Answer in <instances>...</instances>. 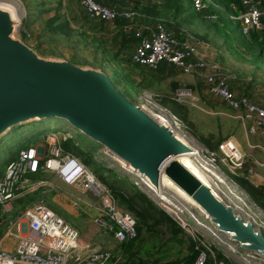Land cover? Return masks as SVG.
<instances>
[{"label": "built area", "instance_id": "built-area-1", "mask_svg": "<svg viewBox=\"0 0 264 264\" xmlns=\"http://www.w3.org/2000/svg\"><path fill=\"white\" fill-rule=\"evenodd\" d=\"M79 2L87 16L93 20L114 22L118 18H125L130 21L125 25V31L134 32L139 40L132 52L134 63L156 69L161 63L167 62L182 68L185 73L203 79L207 84L209 96L222 99L233 117L246 127L249 134L261 136V143L253 146L264 151V105L249 95L237 93L232 86L236 75L226 72L219 62L199 55L200 42L192 33L184 31L182 37H179L164 22L155 25L141 23L136 19L142 15L135 9L119 11L99 0ZM191 3L196 11L204 12L208 19L217 18V14L211 12L212 7H219L214 0H191ZM242 5L244 8L242 11L229 14L230 19L239 25L241 33L248 36L252 30L264 31V0H242ZM27 36L30 38L31 32ZM192 94L191 88H182L178 91L177 98L182 100ZM134 104L160 124H166L173 132L182 131V126H185L183 120L149 90L142 91L138 96V102ZM52 138L54 143L49 146L21 148L18 157L11 160L0 179V207L10 204L22 192L40 185L52 184L45 178L35 181L30 178L31 174L50 171L62 183L78 185L86 196L91 195L90 205L100 214L95 218V222L104 228L105 233L112 235L115 241L122 244L136 239L138 230L134 214L118 205L111 190L80 157L65 151L63 142L67 140V136L59 138L52 134ZM208 154L210 168L205 167L207 173L213 172L222 180V185H235L237 190L245 195V201L237 203L219 192L217 198L264 235V209L238 182L219 169V160L230 169L242 168L245 154L237 140L228 137L219 143L217 149H209ZM115 155L110 149L101 146L95 153L94 160L102 166L128 176V179L139 188L143 189L144 186L148 189L145 181L137 175L138 170H133L129 164L121 163L117 158L119 156ZM258 163L264 166V162ZM227 179L230 183H227ZM209 188L214 193V188ZM180 215L185 221L177 214L174 219L184 230L188 232V227L195 225L203 232L198 231V235L194 230L193 239L196 242V249L199 250L195 264H205L208 258L215 264H225L218 258L217 248L228 254L235 264H264L263 253L245 249L244 244L235 240L232 233L220 231L208 213L188 210L187 213L181 211ZM15 225L18 236L16 250L11 252L0 248V264H110L118 258L104 243L82 242L79 230L48 207L44 200L26 208ZM29 230L35 232L37 237H30L27 233Z\"/></svg>", "mask_w": 264, "mask_h": 264}, {"label": "rangeland", "instance_id": "rangeland-1", "mask_svg": "<svg viewBox=\"0 0 264 264\" xmlns=\"http://www.w3.org/2000/svg\"><path fill=\"white\" fill-rule=\"evenodd\" d=\"M0 2L16 3L19 10L24 11L20 23L21 29L18 31L17 36L34 48L42 57L66 59L71 62L74 61L73 63L75 64L78 63L79 65L102 68V62L100 61L101 54L95 49L93 36H98L102 32H109L110 28L103 26L97 19L93 20L89 18L84 12L79 0H0ZM206 16L204 15V19H206L207 22L205 21L202 23L205 29H203V33L208 31L209 34L204 36L209 38V44L216 48L214 43H221L222 39L216 35V30H214L212 26L214 22L209 21ZM233 25L236 28L237 22H233ZM194 29L189 30L194 35H197L195 32H197L199 28L196 27ZM29 32L32 34L30 38L27 36ZM39 46H41V48ZM237 62V59L229 54V63L227 67H229V69L232 68L237 73L240 71L239 74L250 78V82L256 79L253 83V91L255 97H259L264 103V66L262 69H257L251 66L250 62H244L241 68L234 69L235 65H238ZM103 67L105 68H102L104 70L107 68V74L122 94L132 103L138 102V96L142 91L149 90L154 93L166 107L171 109L183 120L185 126H182V131L178 132L183 133L184 136H187V138L195 142L199 147V154L195 156L196 166L190 164L188 167L195 175L201 176L203 171L208 172L205 167L210 168L209 149L204 143L205 139H208L216 148L224 139L234 137L239 141L243 152L246 154L244 164L242 168L233 170L227 165L222 164L219 160V169L229 178L235 179L234 176L240 175L245 178L247 177L246 179H248L251 185H264V166L258 163V161L264 162V151L249 146V142L251 144H259L261 143V139L259 137L247 135L240 122L233 117L232 113L225 105H221L220 102L214 99H205L204 97H211L206 93L200 91L198 94V90L201 88L200 86L203 85L200 84L196 87L194 82H189L185 77L180 76L175 78H158L154 81V84L152 83L146 88L138 87V89H134L129 82L120 78L119 73L116 71V68L113 67L112 63H105ZM190 87L193 89V94L179 100L177 98L178 91L182 88ZM68 130L75 131L77 136L83 139L82 141H84V143L90 141V145L86 146L87 149H82L80 146H76L78 150L74 149L77 153H80L79 156L83 159L86 157L90 159L87 155L94 156L97 149L102 146L98 142L73 129L61 119L52 118L42 121H32L14 127L3 139H1L0 179L4 176L8 164L11 160L15 159L21 148L37 146L41 142L49 146L50 144L48 142L53 132L62 133ZM80 151L85 155L83 156ZM84 151H88L87 155ZM176 160H181V163H184V160L180 157ZM89 162L90 164L88 165L90 169L110 187L115 179L114 172L101 167V164H98L94 160L92 161V159H90ZM250 169L253 170L252 173L249 172ZM125 177L128 179V176ZM134 179L136 180L135 177ZM127 182L129 183L128 187L140 189L155 205L173 218L175 214H177L180 219L185 221L180 215L181 210L187 213L190 209L191 211L200 213L199 208L190 205L184 198H181V201L185 204L182 206L184 208L178 207V211H176L160 201L149 188L147 189L143 186L142 189L130 180ZM205 182L207 186L214 188L216 196H219V193L223 194L234 203L242 202L241 196L245 199V195H243L242 191H237L235 185H222V180L217 178L213 172H209L208 179ZM227 183H230L229 179H227ZM163 188L161 189H163L167 195L171 196L173 202H177V205L183 204L177 200L179 191L168 186H164ZM69 208L71 212L65 211L62 207H55V210L69 223L79 229L82 239H90L94 236V240L105 241V246L111 249L116 255V258L118 257L114 263L110 264H167L171 262H180L191 252L192 239L195 238L194 230L198 235V231L203 233L200 228L191 225V227H188L189 233L186 232V230L175 235L166 216H162L161 213L159 214L157 211H152L150 214L144 215L146 219H141L135 211L131 210L129 207L123 206V208L131 211L135 215L139 227H141L138 238L132 242L127 250H124L123 243L121 244L115 241L112 235L104 232L103 227H101V230L104 234L100 232V234L96 233L98 230L100 231V228H98L99 226H97L93 220L92 215L84 212L73 203L69 205ZM145 210L147 209L145 208ZM10 227H12L11 223L5 221L4 224H0V231H6ZM13 229L15 230L14 226ZM216 250L218 251L219 248ZM224 255L229 258L228 254L224 253Z\"/></svg>", "mask_w": 264, "mask_h": 264}, {"label": "water", "instance_id": "water-1", "mask_svg": "<svg viewBox=\"0 0 264 264\" xmlns=\"http://www.w3.org/2000/svg\"><path fill=\"white\" fill-rule=\"evenodd\" d=\"M0 9V141L14 127L58 118L114 152L159 186L162 171L208 213L218 229L245 249L264 254V235L238 217L181 162L191 149L166 125L129 101L102 68L44 58L17 36ZM115 155V156H116ZM114 156V155H112Z\"/></svg>", "mask_w": 264, "mask_h": 264}, {"label": "crops", "instance_id": "crops-1", "mask_svg": "<svg viewBox=\"0 0 264 264\" xmlns=\"http://www.w3.org/2000/svg\"><path fill=\"white\" fill-rule=\"evenodd\" d=\"M99 1L101 3H103V4H105V5L113 7L115 9L119 10V11H123V10H126V9H135L139 13H141V15H142L141 17L136 19L137 21L139 20L141 23H145L147 25H155L157 23L164 22L171 30H173L167 24V22H169V21L171 22V15L170 14H166L165 11H162L161 15H159L158 17H153L151 15H148L146 13L141 12V10L143 9L144 6H147V5L153 6L155 4L162 5L164 3V0H99ZM214 1L219 5V7L216 8V9H218L220 11H225V13L228 15L229 19H230L229 14H234V13L240 12V11H242L244 9L243 5H242V0H240V4H241L240 6L234 1L231 2L230 9H228L227 6L221 2V0H214ZM136 4H138V6H139V8L141 10H138V9L135 8L137 6ZM184 5H185V7L188 8V10L185 11L182 14V17L178 20V22L182 25L180 27V30H181L180 31V35H181V37H182L184 31H189L191 33V31L189 29L192 30V29L198 27L199 30L197 32L194 31L197 35H194L193 33L192 34L200 42V44H198V53H199V55H201L205 59L219 62L226 72H229V73H231L233 75H236V78L233 79V81H232V86H233V89L237 93L246 94V95L250 94L249 96H251L255 101H257L258 103L264 105V103L260 100L259 97H255V93L253 91L254 90L253 89V85L254 84L250 82V78L246 77L245 75L239 74L240 71L237 73L232 68L229 69V67H227L228 66L227 64L229 63V54H231L238 61L237 62L238 65H235L234 69L241 68L242 64L244 62H250L251 66H254L255 68H257L250 61V59H248V58H250L248 53L244 50V48L240 49L241 52L237 53L233 49V47H231L228 44V42L226 41L224 35L223 34H219L217 32V29L214 27V23L212 24V26L214 27V30H216L215 31L216 35L219 38L222 39V42L221 43L219 42L220 44L219 43L217 44L216 42L214 43L215 47L217 49L212 47L209 44L210 43L208 41L209 38L205 37L206 35L209 34L208 31H206V33H203V29L204 28H203V24L202 23H204L205 21L207 22V20L204 19V15L206 16V14H203L204 12L203 13H200V12L198 13V11L195 12L190 0H185V4ZM211 12H212V10H211ZM212 13H214V12H212ZM208 20L211 21V22L215 21V20H210V19H208ZM97 21L100 22L102 25L110 28L109 32L107 31L105 33H107L111 37L115 36L116 33L118 32V30L125 31V28H121V27L117 26L116 21H114V22H104V21H101V20H98V19H97ZM230 21L234 22L231 19H230ZM237 28H238L237 34L243 36V34L241 33V29H240L239 25H237ZM127 33L130 34L129 32H127ZM237 44L238 43H235L234 45L236 46ZM112 65H113L114 68L117 69V65L116 64L112 63ZM147 68L152 69V68H150L148 66H147ZM152 70H154L157 73L158 78H165V77L175 78V77H180V76L181 77H185V79L187 81L194 82L196 84V87L198 85H200V84L203 85V86H200L201 88H199L200 90H198V94H199L200 91L203 92V93L208 94L207 93V84L205 83V81L203 79H199V78H197V77H195V76H193L191 74L185 73L182 68H180V67H178V66H176L174 64L163 62V63H161L159 65L158 68L152 69ZM105 71L107 72V68H106ZM250 83L252 84V89H250L248 91L249 94L245 93L244 91H240L239 90V87H240L241 84L242 85L243 84L247 85V84H250ZM192 86H193V84H192ZM255 90H257V89H255ZM204 98L205 99H214L215 101L220 102L221 105H225L228 108V106L225 104V102L222 99H220V98H215V97H204ZM228 110L230 111L229 108H228ZM242 127H243V129H244V131L246 132L247 135H251V134H249L247 132L246 127L244 125H242ZM52 134H56V136L59 137V138H61L63 136H67L68 137L67 140L68 139H73V141L75 142V146H78V147L80 146V148L82 147V149H84V148L87 149L86 146L90 145V141H86L87 143H84V141H82L83 139H81L79 136H77V133L75 131H73V130H68V131L62 132V133L53 132ZM52 134H51V137H50L49 142H48L49 144L54 143V140L52 138ZM251 136L252 137H258V136H255V135H251ZM238 143H239V141H238ZM39 145L40 146H46V144H43V142L39 143ZM239 145H240V143H239ZM253 145H256V144H251L249 142V146H253ZM82 149H80V150H82ZM100 149H101V147H99L97 149V151H99ZM67 152H69V151H67ZM84 152L88 153V151H84ZM73 154H75V152ZM75 155L80 157L81 160L85 163L84 159L81 156H79L78 154H75ZM17 157H18V154L15 157V159ZM90 157H91V159L93 161L94 160V156H90ZM245 157H246V154H245ZM87 166L89 167V165H87ZM101 167L109 169V168H107L105 166H102V165H101ZM109 170H112V169H109ZM112 171L114 172V174L118 178L122 177V174L119 173L118 171H114V170H112ZM252 171L253 170L250 169L249 172L252 173ZM30 178L32 180H34V181L37 180V179L45 178L49 182H51L52 184L40 185V186H37L35 188L30 189L29 191L22 192L15 199H13L10 204L0 207V210H1L0 224H4L5 221H8L12 225V227L7 229L6 231H0V248L1 249H5V250L11 251V252H14L16 250V246L18 244V236H17V229H16L15 223L23 215V213L26 210V208L33 206L35 203L39 202L40 200H44L46 205L48 207H50L52 210H54L55 212H56L55 207H62L63 209H65V211H70L71 212V210L69 208V205L71 203H73V204H76L78 207H80L84 212L89 213L90 215H92L94 221H95V218L99 217V215H100L99 212L95 208H93V206L90 205L91 204V195L86 196L83 193L82 189L78 185H66V184L62 183L57 178V176L54 173L50 172V171H44V172H40L38 174H31ZM124 178L127 179V177H125V176H124ZM127 181H129V180L127 179ZM105 185L113 193L118 205L122 209H125L119 204V202H118L113 190L107 184H105ZM255 186L259 187V188L264 187V185H262V186L261 185H255ZM125 210H127V209H125ZM56 213H58V212H56ZM58 214L60 216H62L60 213H58ZM13 226H14L15 230L13 229ZM97 226H99V225L97 224ZM98 228H100V231L98 230L96 233H99V232L103 233V231L101 230V227L99 226ZM27 233H29V236L32 237V238H36L37 237V234L35 232H32V231L29 230V231H27ZM80 237H81V235H80ZM93 237H91L90 239H82L81 238V241L82 242H93V243H105V241L94 240Z\"/></svg>", "mask_w": 264, "mask_h": 264}, {"label": "trees", "instance_id": "trees-1", "mask_svg": "<svg viewBox=\"0 0 264 264\" xmlns=\"http://www.w3.org/2000/svg\"><path fill=\"white\" fill-rule=\"evenodd\" d=\"M233 1L236 2L239 6L241 5L240 0H221V2L225 4L228 9H230V4ZM184 4L185 0H164V3L162 5H147L144 6L141 10L138 4H136L137 6L135 8L153 17H158L159 15H161L162 11H165L166 14H170L171 22L169 21L167 22V24L180 37V27L182 25L178 22V20L182 17V14L188 10V8L185 7ZM211 10L212 12L217 14V18L214 21V27L217 29V32L219 34L224 35L228 44L233 47V49L237 53L241 52L240 49L244 48V50L250 56V61L258 69H262L264 66V31L252 30L248 36L238 35V28L234 27L233 22L230 21L225 11H220L214 7H212ZM195 12L197 11L195 10ZM116 23L118 27L124 28L125 25L130 23V21L125 18H118L116 20ZM93 39L95 49L101 54L100 61L102 62V68H104L103 66L105 65V63L116 64V71L119 73L120 78L129 82L134 89H138V87L146 88L152 83L154 84V81L158 78L157 73L154 70L147 68V66L145 67V65H140L132 61V52L134 50L135 45L139 42L134 32L128 34L125 31L118 30L116 35L113 37L109 36L105 32H102L98 36H93ZM235 43L238 44L235 46ZM39 47L41 48V46ZM255 80L256 79H254L251 83H254ZM251 83L247 85L241 84L239 90L249 94L248 91L252 89ZM204 143L209 149L214 150L218 148V145L215 148L208 139H205ZM63 147L66 151L72 153L75 152V154L78 155L80 154L75 151L78 149L75 146V142L73 141V139L66 140L63 143ZM85 153L87 155V152ZM81 154H83V156L85 155L83 152H81ZM87 156L91 159L89 155ZM90 159L86 157L84 159L85 164H90ZM234 178V180H237L236 182H238L244 189H246L247 192L252 196V198L264 208V187L259 188L254 185H251L248 179L240 175L234 176ZM128 186L129 183L123 175L121 178H118L115 175V179L110 185V188L113 190L118 202H120L119 204H121L122 207H129L131 210L135 211L139 215V217H141V219H146L144 215L150 214L152 211H157L159 214L161 213L162 216H166L175 235H177L181 231H185L181 226L178 225V223L172 216H170L169 214L167 215L166 212H163V210H161L160 207L155 205L154 202L151 201L150 198L146 196L140 189L130 188ZM140 207L143 209H141ZM145 208L147 210H145ZM137 230L139 236V231L141 230V227H139L138 221ZM134 240L124 242V250H127ZM192 240L193 241L191 244V252L182 261L171 262L167 264H195L196 259L199 256V250L196 249L195 240ZM217 254L218 258L220 260H223L225 264H235V262L233 260H230V258H227V256H225L222 251L218 250ZM205 264L215 263L211 258H208Z\"/></svg>", "mask_w": 264, "mask_h": 264}, {"label": "bare ground", "instance_id": "bare-ground-1", "mask_svg": "<svg viewBox=\"0 0 264 264\" xmlns=\"http://www.w3.org/2000/svg\"><path fill=\"white\" fill-rule=\"evenodd\" d=\"M0 9H4L10 12L14 22L16 25H20L21 20H22V16L23 14V10H19L18 5L16 3H7V2H0ZM175 135L181 140L183 141L186 145H188L191 149L189 150L188 153H184L181 155L176 156L177 158L180 157L184 160V163H182L184 166H186L187 168L190 166V164H194V166H196L195 164V156H197L199 154V147L196 145L195 142L191 141L189 138H187V136H184L183 133L178 132V131H174ZM173 157L170 158L166 165H168L171 161L176 160L177 158ZM174 159V160H173ZM178 161V160H177ZM179 162H182L181 160H179ZM201 167V166H200ZM204 169V168H203ZM202 169V170H203ZM194 173V172H193ZM137 175H139L147 184V187L149 188V190L154 193L156 195V197L159 198L160 201H162L166 206H168L169 208H173L174 210L178 211V207L179 208H184L182 206H184L185 204L181 201V198H184L190 205L195 206L196 208L200 209L201 213H206L205 210L190 196L188 195L184 190H182L176 183H174L169 177H167V175L165 174L164 171H162L161 173V177H160V182H159V186H154L150 181H147L146 177L144 174L140 173L139 171L137 172ZM197 176V175H196ZM204 184H206L205 181H207L208 179V173L203 171L201 176H197ZM164 186H168L171 187L173 189H176L177 191H179V196L178 197V202H181L183 204H179L177 205V202H173L171 196L167 195L165 193V191L163 190ZM234 187V186H233ZM163 188V189H161ZM238 191V190H237ZM240 193V192H239ZM235 194V192H234ZM177 195V194H176ZM216 196V195H215ZM217 197V196H216ZM174 198V197H173ZM239 199V198H238ZM241 199L244 201L245 199L241 196ZM175 200V199H174ZM186 203V202H185ZM181 205V207H180ZM188 209V208H187ZM198 209V210H199ZM190 210V209H189ZM182 211V210H181ZM234 235V234H232Z\"/></svg>", "mask_w": 264, "mask_h": 264}]
</instances>
